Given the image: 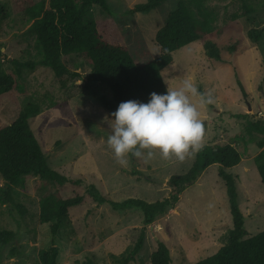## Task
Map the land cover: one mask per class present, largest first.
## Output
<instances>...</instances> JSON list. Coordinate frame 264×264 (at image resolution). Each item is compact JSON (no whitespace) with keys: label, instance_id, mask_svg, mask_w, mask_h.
Listing matches in <instances>:
<instances>
[{"label":"rangeland","instance_id":"rangeland-1","mask_svg":"<svg viewBox=\"0 0 264 264\" xmlns=\"http://www.w3.org/2000/svg\"><path fill=\"white\" fill-rule=\"evenodd\" d=\"M146 1L108 0L115 14L114 30L123 37L139 64L160 54L156 33L180 0H166L147 14H126ZM183 1L197 14L192 0ZM0 2L6 8V17L0 20V72L16 74V63H30L40 55L30 24L24 23V14L13 10L11 0ZM260 3L261 0H205L215 19L214 32L222 31L236 16L246 50L226 52L227 62L222 63L209 59L202 42L196 41L174 52L172 64L163 70L167 88H177L190 78L199 90L214 89L216 103L200 110L205 123L203 146L231 144L241 153V163L230 171L239 178L240 206L246 219L245 229L251 236L264 230V186L256 164V157L262 152L258 147L262 137L249 133L239 115L249 114L255 121L264 119V41L256 43L247 37L250 29L264 28V8ZM246 5L256 11L247 14ZM91 13L95 16L98 11ZM63 61L71 72L80 75H69L65 90L48 67L22 69L17 89L0 98V129L29 103L38 105L41 113L30 124L49 166L68 179L83 182L57 188L38 177H29L24 188L13 187L14 201L25 213L0 203V230L16 233L9 244L0 246V264H37L40 251L48 249L53 241L60 250L59 264H120L119 258L132 249L143 228L140 210L114 211L109 203L100 206L85 196L82 205L71 209L69 225L53 238L50 224L39 220L41 197L49 192H58L64 198L86 195L87 187L93 184L112 201H161L172 193L170 178L186 174L195 160L196 153L183 161L164 160L157 155L149 163H134L130 156L128 167L117 164L107 146L110 126L105 117L112 119L111 112L98 97L105 95L112 100L111 90L101 85L96 95L84 92L91 67L79 55L64 56ZM239 81L247 92L246 98ZM219 168V164L210 166L195 183L187 185L174 208L146 227L145 245L137 260L129 264H149L159 241L169 247L172 264H195L226 244L233 222ZM4 185L0 178V187Z\"/></svg>","mask_w":264,"mask_h":264},{"label":"trees","instance_id":"trees-1","mask_svg":"<svg viewBox=\"0 0 264 264\" xmlns=\"http://www.w3.org/2000/svg\"><path fill=\"white\" fill-rule=\"evenodd\" d=\"M165 1L147 0L137 4L126 14H147L158 9ZM192 1L197 14L180 0L156 33L155 42L160 48V54L150 62L139 64L132 57L123 37L114 30L115 14L108 0H11L13 10L23 13L24 23L30 24L40 58L26 64L16 63L17 75L0 72V98L17 89L18 75L24 67L30 70L37 66L50 68L60 88L65 90L69 75H80L71 72L63 57L79 55L91 67L83 91L96 95L99 86H107L112 92V100L105 95L98 97L102 106L113 113L121 102L138 100L147 103L151 93H166L163 70L172 64L174 52L193 42L201 41L207 57L222 63L227 62L226 52L237 54L246 50V46L242 45L245 37L241 34V24L236 16L222 31L214 32L215 19L213 13L206 8L205 0ZM260 6L264 8V0H261ZM94 9L98 13L91 16ZM245 11L249 14L256 10L246 5ZM5 17L6 8L0 2V20ZM247 37L256 43L264 41V28L250 29ZM238 84L246 98L247 92L243 84L240 81ZM40 113L38 105L29 103L14 120L0 129V178L5 183L0 187V203L15 207L23 213V207L14 201L12 188H24L26 178L38 177L57 188L64 187L67 183L79 185L83 182L81 179H68L49 166L30 124L31 119ZM239 118L245 120V128L249 133L262 137L258 141L262 152L256 157V164L264 186V119L255 121L249 114L239 115ZM131 158L134 163L138 161ZM241 161L242 155L236 146L207 144L196 152L195 160L186 174L170 178L172 193L168 198L156 202L137 198L116 202L91 184L86 189V195L77 194L68 198L62 197L58 192L43 195L40 199L39 220L41 224H50L55 238L63 227L69 225L71 209L82 205L85 196L100 206L109 203L114 211L138 209L143 214V228L132 249L119 258L120 264H129L137 260L145 245L146 227L177 205L187 185L195 183L210 166L219 164V177L225 182L233 228L228 232V239L223 247L195 264H264V230L251 236L245 229L246 219L238 194L239 178L230 171ZM15 237L14 231L0 230V246L9 244ZM14 252L16 251L13 250L12 254ZM59 253L60 250L53 241L48 249L40 251L37 264H59ZM149 264H172L171 251L164 241L158 242V248L152 253Z\"/></svg>","mask_w":264,"mask_h":264},{"label":"clouds","instance_id":"clouds-1","mask_svg":"<svg viewBox=\"0 0 264 264\" xmlns=\"http://www.w3.org/2000/svg\"><path fill=\"white\" fill-rule=\"evenodd\" d=\"M214 89L200 91L186 78L166 93H151L147 103L138 100L121 102L112 119L107 146L117 164L128 167L129 157L149 163L156 159L183 161L203 148L205 124L201 109L214 105Z\"/></svg>","mask_w":264,"mask_h":264}]
</instances>
